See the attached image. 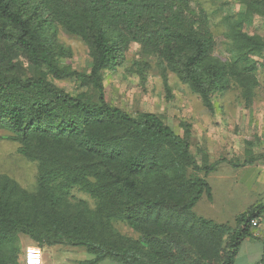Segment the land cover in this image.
I'll return each instance as SVG.
<instances>
[{
  "label": "trees",
  "instance_id": "16d2710c",
  "mask_svg": "<svg viewBox=\"0 0 264 264\" xmlns=\"http://www.w3.org/2000/svg\"><path fill=\"white\" fill-rule=\"evenodd\" d=\"M239 1L244 11L224 17L231 55L223 60L214 54L206 13L194 11L191 0H0V127L37 168L34 191L0 174V264H20V234L40 247H83L90 264L106 258L123 264L234 262L241 243L254 236L251 220L262 217L264 204L249 206L234 225L195 213L203 193L212 199L205 177L195 172L208 174L214 165L197 163L189 126L182 125L181 136L156 113L131 115L110 105L102 72L115 69L135 42L166 62L209 109L211 94L232 85L249 102L264 39L244 24L264 15V0ZM58 27L87 45L88 73L59 64L66 50ZM21 58L30 73L21 71ZM48 75L75 76L96 98L69 94ZM255 160L246 148L243 163ZM72 187L94 198L95 206L70 202ZM115 220L137 237L115 229ZM262 248L253 264L264 263V241Z\"/></svg>",
  "mask_w": 264,
  "mask_h": 264
},
{
  "label": "rangeland",
  "instance_id": "374dc122",
  "mask_svg": "<svg viewBox=\"0 0 264 264\" xmlns=\"http://www.w3.org/2000/svg\"><path fill=\"white\" fill-rule=\"evenodd\" d=\"M190 5L194 11L206 13L215 40L214 54L223 60L228 59L231 51L224 17L231 15L234 18L244 11L245 5L239 0H191ZM244 30L264 39V15L255 14L244 24ZM56 35L66 50L65 55L59 57V64L88 73L92 62L87 45L59 27ZM257 59L260 64L256 71L258 85L252 99L246 101L240 90L232 85L226 91L211 94V109L203 104L199 94L169 70L166 62L144 52L135 42L128 44L115 69L102 72L104 95L110 105L131 115L145 111L156 113L181 136L182 125L189 126L190 149L197 163L214 165L208 174L195 172L205 177L210 185L212 200L203 193L192 210L218 223L234 225L236 216L251 204H264V173H252L256 166L264 169V50ZM19 65L21 71L30 73L31 65L24 58L20 59ZM48 78L69 94L96 98L92 86L83 84L75 76L58 79L48 75ZM10 135L9 129L0 127V174L8 176L25 190L34 191L37 188L36 163L18 152L19 145L9 138ZM246 148L256 156L253 167H241L245 165ZM67 198L72 203H83L90 208L96 203L77 187L70 188ZM113 226L122 234L137 237V233L124 222L115 220ZM256 231L254 236L241 243L232 264H248L259 259V242L264 237V213ZM19 244V261L23 264L26 247L37 243L20 234ZM42 251L46 264H90L85 261L92 258L83 247L68 244L45 246ZM98 264L123 263L106 258Z\"/></svg>",
  "mask_w": 264,
  "mask_h": 264
},
{
  "label": "built area",
  "instance_id": "2783aa9c",
  "mask_svg": "<svg viewBox=\"0 0 264 264\" xmlns=\"http://www.w3.org/2000/svg\"><path fill=\"white\" fill-rule=\"evenodd\" d=\"M252 225H257L258 220L252 219ZM24 264H46L44 261V255L42 251V247L35 245V246H27L24 255H23Z\"/></svg>",
  "mask_w": 264,
  "mask_h": 264
},
{
  "label": "crops",
  "instance_id": "0c3cea01",
  "mask_svg": "<svg viewBox=\"0 0 264 264\" xmlns=\"http://www.w3.org/2000/svg\"><path fill=\"white\" fill-rule=\"evenodd\" d=\"M246 166H251V167H253L254 165H252V164H247V165H244V166H241V167H246ZM255 169H253V171H252V173H257V174H259L260 172H263L264 173V169H260L259 167H254ZM263 168V167H262ZM257 187H259V185L257 186ZM212 200V199H211ZM257 203H259V202H256V203H253V204H251V205H255V204H257ZM250 205V206H251ZM263 216V215H262ZM261 218L262 217H260L259 219H258V224L255 226V228L253 229V235H255V231H256V228H259L260 226H261ZM257 232V231H256ZM248 238V237H247ZM247 238H245V239H247ZM264 241V237H263V239L261 240V242H259V249L261 250L260 252H261V255H260V257H259V259L258 260H256L255 262H257V261H259L261 258H262V255H263V248H262V242ZM43 247H45V246H43ZM254 261L253 262H249L248 264H253V263H255ZM264 264V263H263Z\"/></svg>",
  "mask_w": 264,
  "mask_h": 264
}]
</instances>
